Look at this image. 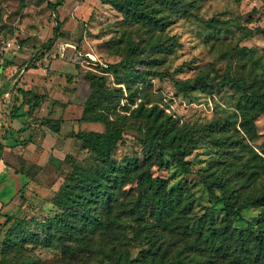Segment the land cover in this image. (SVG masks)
Instances as JSON below:
<instances>
[{"label": "rangeland", "instance_id": "obj_1", "mask_svg": "<svg viewBox=\"0 0 264 264\" xmlns=\"http://www.w3.org/2000/svg\"><path fill=\"white\" fill-rule=\"evenodd\" d=\"M53 1L0 0L1 93L20 89L15 86L17 81L9 86L8 80L19 70L10 74L9 64L20 62L21 66L26 62L30 65L41 54L49 53L48 116L58 117L51 115L52 112L64 110L68 119L60 131L66 132L62 137L63 150L57 154L50 151V157L47 154L39 157L38 160L48 163L41 169L26 164L27 173L23 176L27 185L21 188L23 178L16 182L20 188L13 191L16 202L11 213L28 219L34 229L38 228L36 221L49 217L53 212L50 198L72 165L90 163L86 149L92 143L71 137L67 132L70 129L79 133L104 130L105 123L92 118L95 113L121 125L113 160L123 164L136 158L144 167H149L153 176L164 178L167 188L180 189V204L190 202L189 210L178 214L175 220L178 224L173 230L154 226L150 218L140 225L126 218L117 230L120 238L113 233L95 232L85 237L82 244L64 238L47 246L37 242L16 243L8 232L10 223H7L0 227V264H19L24 258H30L35 264H97L101 249L112 245L115 251L145 264L147 255H143L160 239V251L167 246L166 255L172 256L183 245L186 226L203 212L211 209L215 221L223 219L221 204L213 203L195 174L196 169L208 168L210 161L217 158L215 166L223 176L234 173L232 177L244 179V171L258 163L259 172L251 174L238 188L245 194L257 191L264 183V115L257 111L264 107V83L244 101L246 115L254 114L253 126L248 131L240 124V112L236 108V103L244 100L242 86L217 84L225 73L241 76L245 83L254 81L256 84L264 77V0H192L188 6L190 14L179 16L169 12L172 22L163 29L127 18L114 0H63L56 12L47 4ZM151 6L159 11L163 9L154 0ZM56 19L58 33L50 48L44 50L42 45L52 37ZM154 43L165 46L152 47ZM15 44L20 46L14 48ZM24 54L26 57L21 58ZM130 59L133 60L130 68L142 72L143 76L131 74L125 76V82L120 76L126 75L129 67L118 66L116 74L105 70L109 63ZM156 71L166 74L158 76ZM200 75L212 84L210 91L180 90L173 82L179 79L194 84ZM94 89L105 94L104 100L86 109L87 99ZM14 101H19L17 95ZM149 108L157 119L192 137L190 141L194 145L188 146L189 151L184 156L191 172L179 167L170 149L163 150L162 165L157 162L158 148L154 146L157 134H151L155 126L143 115L144 109ZM217 119L223 121L222 124L209 130ZM207 133L219 134L227 141L231 136L236 140L231 146L226 142L214 144L211 137H205ZM64 154L71 157L62 160ZM3 158L15 168L19 165L20 156L12 150L5 152ZM127 179L121 191L123 200L133 199L137 192L133 179ZM256 213L254 208L242 211L247 218ZM235 224L245 226L243 221L237 220ZM148 237L155 240V244Z\"/></svg>", "mask_w": 264, "mask_h": 264}, {"label": "trees", "instance_id": "obj_2", "mask_svg": "<svg viewBox=\"0 0 264 264\" xmlns=\"http://www.w3.org/2000/svg\"><path fill=\"white\" fill-rule=\"evenodd\" d=\"M63 0L48 2V7L56 12V7ZM152 0H114L115 5L127 18L136 21H144L153 24L159 29H163L172 22L170 14L179 16L190 14L189 5L192 0H154L165 10H156L151 6ZM58 19L52 27V37H49L42 46L44 50L50 48L53 38L58 33ZM152 47H163L164 43L152 44ZM242 50V49H240ZM244 52V51H243ZM132 59L128 61L120 60L109 63L105 70L116 74L118 66L127 69L126 75H121V80L126 82L125 76H143L142 72L130 68ZM34 67V62L26 64L25 68ZM158 76L166 73L154 72ZM174 85L180 90L199 88L210 91L212 84L205 81L203 76H198L194 84L189 81L173 79ZM236 83L242 86L244 100L236 103V108L240 112V124L248 131L253 126V115H246L245 102L249 99L253 91L264 83L261 77L258 83L254 81L245 83L241 76L225 73L217 81L218 85ZM128 87V84H126ZM22 95L21 104L26 105L23 113H31V110L39 100L40 95L30 89H19ZM104 93L101 90H92L87 99L86 109L101 104L104 100ZM30 98V99H29ZM264 115V107L257 109ZM143 115L147 122L154 124L155 128L151 134H157L154 141L158 148L156 158L162 165V152L170 149L174 152L176 163L185 172H191L184 156L188 153L189 147L194 145L178 129L171 128L165 121L157 119L153 109H144ZM95 120L105 123L104 130H89L84 132L71 131V135L80 139H87L92 146L87 148L90 163L73 164L64 179L53 192L50 202L53 212L48 218L38 223V228L29 226L28 219L17 214H4L0 227L9 224V233L16 243L37 242L42 245H50L54 240L65 239L76 244H82L85 237H90L92 233L100 232L105 234L113 233L116 238H120L117 233L125 223L126 218L134 220L138 225L150 218L154 226L160 229L173 230L178 224L175 220L178 214L189 210L190 202H181V190L167 188L165 179L160 176H153L148 166L144 167L136 158L125 163L113 160L112 153L120 137L121 125L106 117L95 113ZM223 121L217 119L209 126V130H215ZM39 123L47 126L50 130L59 131L60 120L42 117ZM211 137L212 143L220 144L226 142L231 146L236 140L230 137L227 141L219 134H205ZM3 146L0 143V148ZM256 154V153H255ZM65 155L62 160L70 158ZM2 159V155H0ZM69 160V159H68ZM5 164L8 163L4 158ZM217 158L210 161L208 168L196 169L194 172L198 176L213 203L221 204L223 219L215 221L211 215V209L203 212L184 229L183 245L172 256H167V246L160 247L162 241L148 248L145 264H264V183L257 191L242 194L238 186H243L251 174H256L260 170V165L252 164L249 171H244V179L239 176L232 177L234 173L223 176L216 168ZM25 160L20 156L19 165L14 168V172L26 174L24 168ZM33 167L36 165L31 163ZM30 165V166H31ZM159 166V165H158ZM127 178H132L136 185V195L131 200H123L121 191L127 183ZM239 185H236V183ZM248 208L257 209V213L252 217H244L242 211ZM243 221L245 226L236 225V221ZM40 226V228H39ZM138 230V227L136 228ZM152 244L155 240L148 237ZM151 246V245H150ZM101 257L96 259L97 264H142L139 259L129 257L121 251H115L112 245L109 249H101ZM19 264H35L30 258H24Z\"/></svg>", "mask_w": 264, "mask_h": 264}, {"label": "crops", "instance_id": "obj_3", "mask_svg": "<svg viewBox=\"0 0 264 264\" xmlns=\"http://www.w3.org/2000/svg\"><path fill=\"white\" fill-rule=\"evenodd\" d=\"M25 57L24 54L21 58ZM19 63L14 62L7 66L10 74L19 68L15 77L8 80L10 88L17 81L16 88H28L39 94L40 98L36 101L31 113L28 114L23 113L26 105L21 104L22 95L19 91L7 89L1 93L0 90V143L3 144L0 148V155L4 157L5 152L12 150L24 158V168L26 164L33 163L36 165L35 167L41 169V166L48 165V163L38 160L39 157L45 154L50 157V151L57 154L60 150H63L64 140L62 137L66 132L60 133V131L62 124L67 123L68 119L64 115V110L62 112L58 110L52 112L51 115L58 117L48 116L50 115L51 87L50 54L46 52L41 54L38 60L34 62V67H32L34 70L25 68L26 62L21 66L18 65ZM14 93L19 98L18 102L14 101L15 103L13 102L14 97H16ZM10 94H12L11 99ZM42 117L59 119V131L54 132L47 126L40 124L39 119ZM71 131V129L68 130L67 135L77 138L70 134ZM74 132L76 131L74 130ZM47 159L50 163V158ZM14 168L12 164H5L3 158H0V222L3 221L4 214L11 213V209L16 202L12 197L13 191L20 188L16 182L20 178L24 179L23 173H15ZM28 182L31 181L28 180ZM26 183L27 181L24 179L21 188L27 185Z\"/></svg>", "mask_w": 264, "mask_h": 264}, {"label": "built area", "instance_id": "obj_4", "mask_svg": "<svg viewBox=\"0 0 264 264\" xmlns=\"http://www.w3.org/2000/svg\"><path fill=\"white\" fill-rule=\"evenodd\" d=\"M10 44H11V43H9V42L7 43L8 46H9ZM19 46H20L19 44H15V45H14V48H18Z\"/></svg>", "mask_w": 264, "mask_h": 264}]
</instances>
